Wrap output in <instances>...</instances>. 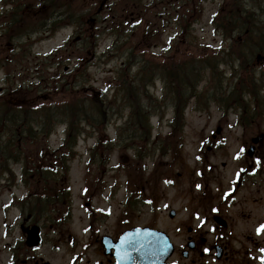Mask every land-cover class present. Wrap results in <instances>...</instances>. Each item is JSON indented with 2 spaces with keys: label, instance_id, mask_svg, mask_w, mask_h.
<instances>
[{
  "label": "rangeland",
  "instance_id": "obj_1",
  "mask_svg": "<svg viewBox=\"0 0 264 264\" xmlns=\"http://www.w3.org/2000/svg\"><path fill=\"white\" fill-rule=\"evenodd\" d=\"M9 1L0 0V16L2 11L11 7V5H7ZM102 1L77 0L73 4L76 11H73L74 17L66 16L55 31L44 33L43 30L34 29V31L29 32L30 35L22 38L9 37L8 44L13 42V44L16 43L20 47L27 45L30 48L28 52V55L29 53L30 55L29 61L27 60L28 64H26L30 66L29 64L34 65L37 61L42 62L41 64L45 67L41 74L46 76L47 80L45 79V82L52 83L51 86L61 85L58 79L57 81L55 78L52 79V74L57 73L56 75H58V72L64 74L63 69L65 68L66 73L72 74L70 76H73V73L77 71L79 73L83 71L82 76H84V79L77 82L78 85L75 86V89L71 86L72 77L68 80V82H71V85L68 84L70 86L68 89L73 88L69 92L68 90L64 91L68 98L74 97L75 93L80 91L81 94H76L78 97H81L82 93L93 94L103 97L106 102H110L118 86L117 76L122 70L121 68L129 61L128 57L131 50L134 54V58H132L134 59L132 61L134 66L131 68L130 76L138 73V68L135 66H138L143 60L142 52L145 51L146 57L157 64L164 63L167 60L172 61L175 58L181 62L192 59L198 60L203 56L208 58L212 64H219L216 73L217 79L211 83L209 77L212 76V70H204L205 80L199 86V90L203 95L212 87L211 93L219 90V87L215 85L217 83L223 82V89L225 90L226 87V90L230 91L234 84L239 83L242 79L247 80L248 75L249 78L257 79L254 88L255 91L258 90V98L251 101L254 96L249 97L247 95L246 99L250 101V104L244 100L241 101L243 104H247L248 107H252L254 103L259 101L257 102L259 106H256V108L261 106V111L256 109V114L251 115L250 113L246 114L243 108L240 107L238 109H223L215 102V98H212V94L201 102L191 100L185 111L186 125L183 132L174 134L172 137L177 147H167L162 152L156 150L148 158H135L133 148L122 146V143L127 144L124 140L120 144L115 142L116 138L119 137L120 127L125 124L128 117V110L124 106L122 107L123 104L126 106L127 103H124L123 100H118L121 110L118 104L111 106L104 116L97 117L95 130L87 129L88 133L79 140L78 154L71 162L69 174L73 193L77 200H80V192L86 183L83 176L86 174L85 169L88 168L86 165L90 160L89 150L95 149L102 143L101 150H103L105 158L108 159L106 172L103 175L102 171L92 167L90 183L94 186L97 178L102 176V182L98 190L102 189L103 185L104 187L100 194L102 196H116L121 202L120 209L116 203L114 205L113 212L116 213V216L120 215L124 219L127 218L128 224H146L153 221L154 224L160 226L167 223L170 228L177 226L183 220L185 225L192 224L194 221V187L200 178L198 176L201 175V159L208 160V163L212 164L214 168L210 177H205L204 184L208 182L209 188H215L220 183L226 185L243 161L244 152L242 153L241 149L250 142L251 138L264 133V0H239L240 3L234 6V8L237 6L240 13L246 10L252 15L249 18L251 24L245 27L249 32L244 33L243 30H236L234 34L235 38L241 40L239 43L226 37L217 27V22L220 23L232 14L238 28L239 21L234 15L235 12L233 13L234 8L230 9L228 0H180L178 3H176V0H171L172 2L168 4L169 12L163 18H155V14L166 8L167 1L163 2L164 0H143L141 3L132 6H129L130 1L127 0H107L104 7L100 5ZM34 2L35 0H18L17 4L12 3L14 6H22V8L26 5H32L34 8L42 9L41 5ZM178 4L181 5V8ZM105 7L107 9H104ZM177 11L181 12V16L176 19L175 13ZM140 13L143 18L142 26L140 28L130 27L131 19H136L137 14ZM245 15L243 14L241 18ZM42 17L39 15L36 22L41 21ZM92 18H96V21L93 22ZM166 19H172V23L167 24ZM82 20H84L83 23ZM113 20L114 22H112ZM73 22L81 23L83 28ZM146 25H149L151 29L159 26L160 31H156L155 38L149 36V39L142 41L141 34ZM187 25L189 26L185 28ZM111 28H114L115 32ZM79 36L80 41H78ZM98 36V44L92 49L93 38ZM84 42L88 45L85 46ZM221 46L224 47L223 51L225 49L226 51L229 50L233 56L236 51L241 56L237 64L242 63V65L241 68L238 65L240 71L234 79L233 76L231 77L233 73L231 68L235 63L233 62V65H229V67L224 66L225 63L221 62L222 54L219 53ZM18 50L15 51L17 55L20 54ZM60 62L64 63L61 64L59 69L58 63ZM185 65L186 67H183V70L186 71V74L189 73L184 81H195L197 79V62L194 60V63L191 62ZM14 67L17 66L14 64L12 68L14 69ZM18 70H20V66ZM18 70L16 76L14 73L10 75L13 78L12 85L14 87L19 86V83L27 78L33 79L35 83L39 82L31 74L29 77L23 73L19 75ZM154 72L151 71L148 75H144L146 83L153 78L154 83H151L147 90L140 83L137 87L135 86L134 95H137L142 103L147 101V98L150 100L149 95L154 99L157 97L159 99L158 103L162 102L163 107H158L161 110L151 121L153 131L148 145V147L155 145V148L160 149L159 144L163 143L162 140L164 139L166 142L171 137L174 105L172 97L168 93L167 85L164 83L165 80L161 76L162 71H158L156 75L153 74ZM223 72H226L224 73L226 78L222 76ZM7 77L6 70L0 68V88L5 86L4 79ZM64 78L66 80V76ZM63 83H67V80ZM146 83L145 85H147ZM58 95L61 97L59 92ZM51 97L56 100L59 98L57 96ZM210 100H213L211 101L212 104H208ZM146 103L150 105V102ZM206 104L211 106L209 112H203ZM84 107L87 113L89 109L86 106ZM82 112L84 113V111ZM244 121L249 122V125L245 127L242 124ZM218 127H222L223 131L221 145L214 152L207 151L208 155L201 156L200 161H198L197 153L202 152L200 151L201 148L208 147V143H205L207 142L206 138L211 132L215 133ZM64 129V125H59L46 141L41 138L39 143L43 144L42 147L45 144V148L60 147L65 136ZM109 141H113L110 142L113 145L112 148H114L111 155L107 150L110 146ZM38 148L31 147L29 149L34 159H36ZM197 168L200 169L197 170ZM215 176H217L216 179ZM258 179L264 181V171ZM131 180L137 182V189L141 190H137V194H141L143 199L148 200V202L139 203L134 209L129 207V201L133 195L130 188H134ZM257 196L264 198V188L262 193L257 194ZM6 199V196L0 198L2 201ZM171 209L179 212L173 222H170L168 217ZM202 218H204V213L197 209V224Z\"/></svg>",
  "mask_w": 264,
  "mask_h": 264
},
{
  "label": "flooded vegetation",
  "instance_id": "obj_2",
  "mask_svg": "<svg viewBox=\"0 0 264 264\" xmlns=\"http://www.w3.org/2000/svg\"><path fill=\"white\" fill-rule=\"evenodd\" d=\"M5 15L0 23L1 48L8 37ZM158 30L154 27L149 36L154 38ZM263 145L258 144L252 154L242 149L243 161L226 185L209 188L197 180L193 223L185 225L183 220L172 228L165 223L160 229L174 245L165 264H264V231H257L264 224V198L257 196L264 188L258 179L264 171ZM61 167L16 163L1 167L5 171L0 172V198L7 199L0 200V264H121V217L106 211L115 196L96 195V189H87L80 200L64 195V183L70 180L58 181V176L64 177L56 172ZM29 169L50 170L37 174ZM39 176L45 178L36 179ZM197 209L204 213L198 224ZM36 226L39 243L33 234ZM145 226L156 228L153 221Z\"/></svg>",
  "mask_w": 264,
  "mask_h": 264
},
{
  "label": "trees",
  "instance_id": "obj_3",
  "mask_svg": "<svg viewBox=\"0 0 264 264\" xmlns=\"http://www.w3.org/2000/svg\"><path fill=\"white\" fill-rule=\"evenodd\" d=\"M10 1L15 2L16 4L18 2V0ZM38 1H40L42 6L40 16H43L41 21L38 23L36 22V17L34 15L37 11L34 10L32 5H26L23 8L22 6L12 7L9 13L10 19L7 29V33L10 38L25 37L30 35L29 32L34 31V29H38L39 31L43 30L42 32L44 33L55 31L66 16L74 17L73 11L76 12L75 5L73 4L76 3L77 0ZM128 1L139 4L143 0ZM35 2H37V0H35ZM239 3V0H232V6H230V9L234 8V6ZM46 9L47 11H45ZM238 10L239 9L237 6L233 10V13L235 12L234 15L236 19H238L237 21H239L238 28L235 25L236 21L232 14L227 18H224L218 25L226 37H230L231 34L236 32V30H243L244 33L249 32V30H247L245 27L251 24L249 23V18L252 15L246 10L242 11L241 13ZM243 14L246 15L241 18ZM83 21L84 20L81 22L83 23ZM73 23L79 24V27H82L81 23ZM112 31L115 32L114 28H112ZM98 40L99 36L93 38V44L91 46L92 49L97 46ZM235 40L237 41L234 42L239 43L238 39ZM85 42L84 45H88ZM17 50L20 54L17 55L15 50H13L10 53V57H3L4 54L0 53V68H5L7 70L8 79H10L11 73L16 74V71L20 66V70H18L19 75L20 73H23L24 75L31 74L34 76V78H37L39 82L35 83L34 81H26L23 87H10L7 91L0 93V168L8 166L13 162H39L37 160H30L31 157L29 155L31 153L29 152V149L31 147L42 148L43 144L39 143L40 139L43 138L44 141H46L52 132L55 131L57 126L63 123L67 126L66 137L63 141L62 147L56 152L55 159H50L49 162L69 166L77 153L76 146L78 139L84 134L88 133L87 129L94 131L97 125V117L104 116L105 112L109 110L111 106L118 104V100H123L124 103H127L126 106L123 104L122 107L124 106L125 109L128 110V117L125 121V124L119 129L120 133L118 135L119 137L117 138V142L120 144V142L124 140L127 144L124 145L122 143V146L125 148H133L135 151L134 156L139 159H144L154 154L155 151L159 149L155 148V145H150V147H148L153 131L151 119L152 116L158 114V111L161 110L160 108L163 107L161 105L162 102L158 103V98L154 99L151 95H149L150 100L147 98V101L142 103L140 98H138L137 95H134V89H136L140 83L143 84V88L146 90L150 87L151 83H154V78L147 83L145 82L144 75H148L151 73V71H155L153 73L155 75L158 73V71H162L161 76L165 80L164 82L167 85L168 93L172 97V103L174 105L175 118L172 121V127L173 131H176V133L182 132L185 124V108L190 104L191 99L195 97H197L199 100H205L212 94V98H215L220 106L226 108L235 107L236 109L240 107L243 108V111L246 114L250 113L251 115L256 114V109H259L260 111L262 110L261 106L260 108L255 107V109H252L251 107H248L247 104H243L242 102L244 100L246 103L250 104V101L246 99L247 95L249 97L254 96L255 99L258 98V90L255 91L254 88L256 81L253 78H249V75L247 76V80L243 79L242 81H239V83L234 84L233 87L230 88V91H227L226 87L225 90L223 89V82L220 84L214 83L219 87V90H215L213 93H211L213 90L212 87V90L208 89V91L202 95L200 93L201 90H199V85L204 78V70H212V81H215L217 79L216 73L218 72L219 67V65L212 64L211 61L204 56L198 60L192 59L181 62L177 61L175 58L172 61H166L164 63L157 64L152 59L146 57L145 51L142 52L143 60L138 66H135L138 68V73H136L134 76H130L131 68L134 66V64H132V61L134 60L132 59L134 58V54L131 50L128 58L129 61L131 59L132 60L130 62L127 61L125 66L121 68L122 70H120L117 76V89L114 95L111 97V101L106 102V99H103V97H98L93 94L88 95L86 93H82V96L78 97V93L81 94L80 91L75 93L74 97L68 98L64 91L68 90L69 92L73 90V88L75 89V86L78 85L77 82H81V80L84 79V76H82L83 71L80 73L77 71L73 73V76H70L72 74L68 73L60 75L61 72H58V75H56L57 73L52 74V79L55 78L56 81L58 79V82L61 83V85L58 84L56 86H51L50 84L52 83L45 82L46 76L41 74L43 72V68L45 67V65L41 64L42 62L39 63L37 61L35 62V64L37 63L36 65H27L29 61L28 59L30 53L28 55V52L30 51V48L27 45L24 47L18 46ZM237 55H239V53L236 51L234 56L232 53L225 51H223V54L221 55L222 57L224 56L223 59L221 57V61L227 63L228 65H233V62L235 63L233 68H231L233 70V77H235L240 71L238 69V65L240 68L242 65V63L237 64L238 60L241 58L240 55L239 57H237ZM194 60L197 62V79L195 81H184L185 77H188L189 72L186 74V71L183 70V67H186L185 64H189L191 62L194 63ZM63 63L64 62L58 63L59 69ZM14 64L17 67H14L13 69L12 66ZM64 76H66L67 80V83L65 84L63 83L66 81ZM222 76L225 77L224 72L222 73ZM71 77L72 85L71 82H68ZM182 77H184L183 80H181ZM145 83L147 85H145ZM68 84L73 86V88L68 89V87H70ZM58 92L61 94V97H59ZM51 96H57L59 98L56 100ZM146 102H150V105H148ZM89 103L90 105H88ZM119 105L120 104H118V107ZM84 106L89 109L87 110V113L84 110ZM82 111H84V113ZM162 141L163 143L159 145L160 149L162 150L167 147L177 146L176 142L172 140V138H169V140L166 142L165 140ZM112 146L113 145L110 144V146L107 148L109 153L114 150ZM101 149L102 147L99 146L98 149L91 150V156L93 158L92 160L98 164H105L108 162V159L102 155L103 151ZM66 169L67 168H65V170ZM60 171L61 169H58V172ZM0 172L3 171L0 169ZM34 172L40 171L34 170ZM38 178L44 179L45 176H39ZM134 183L137 184V182Z\"/></svg>",
  "mask_w": 264,
  "mask_h": 264
},
{
  "label": "water",
  "instance_id": "obj_4",
  "mask_svg": "<svg viewBox=\"0 0 264 264\" xmlns=\"http://www.w3.org/2000/svg\"><path fill=\"white\" fill-rule=\"evenodd\" d=\"M220 131V130H219ZM263 137V135H262ZM261 137V138H262ZM172 216H174V213L171 214ZM135 235V231H127L124 233V237H123V240H122V243L124 245L123 247V250H122V254H123V261L126 263V264H129L130 260H131V257H130V249L127 247L129 244H131V241H132V236ZM143 235V233L141 232L140 233V236ZM164 252V251H163ZM166 253V251H165ZM168 257V254L162 256L160 259L161 260H165L166 258Z\"/></svg>",
  "mask_w": 264,
  "mask_h": 264
},
{
  "label": "snow or ice",
  "instance_id": "obj_5",
  "mask_svg": "<svg viewBox=\"0 0 264 264\" xmlns=\"http://www.w3.org/2000/svg\"><path fill=\"white\" fill-rule=\"evenodd\" d=\"M258 233L261 231H264V224L260 225L259 228L257 229ZM262 252H264V249H261ZM262 260H264V257L261 258Z\"/></svg>",
  "mask_w": 264,
  "mask_h": 264
}]
</instances>
